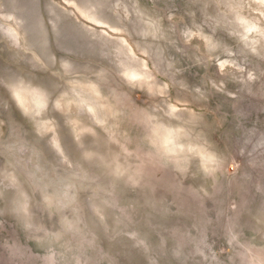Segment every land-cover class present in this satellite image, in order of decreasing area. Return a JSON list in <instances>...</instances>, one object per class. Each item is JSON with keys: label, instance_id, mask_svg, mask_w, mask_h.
Here are the masks:
<instances>
[{"label": "rangeland", "instance_id": "rangeland-1", "mask_svg": "<svg viewBox=\"0 0 264 264\" xmlns=\"http://www.w3.org/2000/svg\"><path fill=\"white\" fill-rule=\"evenodd\" d=\"M0 264H264V1L0 0Z\"/></svg>", "mask_w": 264, "mask_h": 264}, {"label": "bare ground", "instance_id": "bare-ground-1", "mask_svg": "<svg viewBox=\"0 0 264 264\" xmlns=\"http://www.w3.org/2000/svg\"><path fill=\"white\" fill-rule=\"evenodd\" d=\"M264 1V0H263Z\"/></svg>", "mask_w": 264, "mask_h": 264}]
</instances>
